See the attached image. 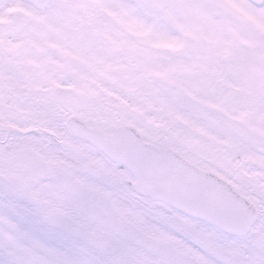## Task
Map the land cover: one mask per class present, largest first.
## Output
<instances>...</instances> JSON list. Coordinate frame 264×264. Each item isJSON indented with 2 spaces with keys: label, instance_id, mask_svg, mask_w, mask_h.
Returning a JSON list of instances; mask_svg holds the SVG:
<instances>
[{
  "label": "rangeland",
  "instance_id": "374dc122",
  "mask_svg": "<svg viewBox=\"0 0 264 264\" xmlns=\"http://www.w3.org/2000/svg\"><path fill=\"white\" fill-rule=\"evenodd\" d=\"M14 75L27 76L13 83L25 97L71 96L92 122H135L260 215L241 238L165 213L75 142L32 202L0 194V264H264V0H0V76L24 79ZM5 96L0 109L13 112L19 95ZM88 160L106 164L109 183L83 171Z\"/></svg>",
  "mask_w": 264,
  "mask_h": 264
},
{
  "label": "water",
  "instance_id": "95a60500",
  "mask_svg": "<svg viewBox=\"0 0 264 264\" xmlns=\"http://www.w3.org/2000/svg\"><path fill=\"white\" fill-rule=\"evenodd\" d=\"M68 128L121 162L135 177L127 180L129 189L150 197L161 209L181 210L231 235L245 236L252 229L258 216L256 205L226 179L178 151L143 140L130 126L90 127L75 119ZM88 172L104 176L93 166H88Z\"/></svg>",
  "mask_w": 264,
  "mask_h": 264
},
{
  "label": "flooded vegetation",
  "instance_id": "af4514ba",
  "mask_svg": "<svg viewBox=\"0 0 264 264\" xmlns=\"http://www.w3.org/2000/svg\"><path fill=\"white\" fill-rule=\"evenodd\" d=\"M14 76H21L24 79L13 80L12 77L0 76V93H6L5 97H8V94L19 95L13 112L0 109V125H2L0 127V174L3 176L0 177V188L6 186L13 190L18 198L32 202L29 200L32 198L30 190L39 189L37 186L53 176L52 165L55 163L53 160L55 158L65 162L71 160L73 153H78L77 150L74 152L75 142L89 145L86 140L71 134L67 129L66 122L70 115L77 114L86 123L95 126H105L114 121L106 120L104 123H97L88 120L78 110L71 109V96H65L66 101L61 96L52 98L29 95L25 97L30 92V88L25 86L20 92L17 84L13 85V83H18L19 80L25 82L28 80L27 76ZM130 123L133 121L130 120ZM95 152L107 164H113L96 149ZM90 162L99 168L104 167L106 171L104 180L109 183L112 175L105 163V166L98 165L88 160L85 161L82 169L84 170ZM48 222L52 225L56 224L53 219ZM99 255L101 257L100 252ZM100 259H103L104 264L109 263L105 258ZM38 262L36 260L22 264H38Z\"/></svg>",
  "mask_w": 264,
  "mask_h": 264
}]
</instances>
